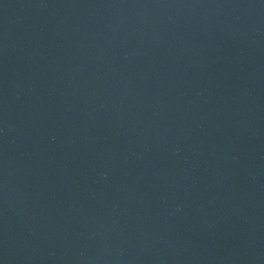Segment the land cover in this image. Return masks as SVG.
I'll return each instance as SVG.
<instances>
[{
  "label": "water",
  "instance_id": "obj_1",
  "mask_svg": "<svg viewBox=\"0 0 264 264\" xmlns=\"http://www.w3.org/2000/svg\"><path fill=\"white\" fill-rule=\"evenodd\" d=\"M0 264H264V0H0Z\"/></svg>",
  "mask_w": 264,
  "mask_h": 264
}]
</instances>
